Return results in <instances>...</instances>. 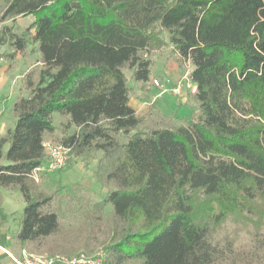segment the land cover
Segmentation results:
<instances>
[{"label":"trees","instance_id":"16d2710c","mask_svg":"<svg viewBox=\"0 0 264 264\" xmlns=\"http://www.w3.org/2000/svg\"><path fill=\"white\" fill-rule=\"evenodd\" d=\"M6 20L0 47L12 50L0 59L33 45L41 64L24 74L14 125L0 137V187H17L25 201L20 242L39 247L60 229L49 209L57 189L31 176L58 130L53 141L71 158L96 159L106 189L84 222L109 225L102 264H264V234L248 261L214 240L227 216L264 210V0H0ZM168 44L191 65L198 113L147 127L150 112L129 104L124 68L147 82L149 54ZM54 113L66 116L60 129Z\"/></svg>","mask_w":264,"mask_h":264},{"label":"rangeland","instance_id":"374dc122","mask_svg":"<svg viewBox=\"0 0 264 264\" xmlns=\"http://www.w3.org/2000/svg\"><path fill=\"white\" fill-rule=\"evenodd\" d=\"M32 15H27L16 19L14 22V32L20 33L24 31L25 27L33 20ZM11 21L6 20L0 24L9 25ZM12 50L10 45H3L0 47V52L8 53ZM169 51V56L172 57L173 51ZM152 69L161 68L160 60L155 58V55H152ZM155 62L153 63V61ZM39 54L36 51V47L30 45L24 55L20 59V63L17 65L11 60H1L0 67L3 65L7 66V70L10 68L15 69L16 66H19L17 72L24 73L26 71L31 72L36 76L41 65L38 63ZM178 66L181 68V74L186 70V68H191V65H187V62H180L178 58L176 59ZM151 69V68H150ZM159 70V69H158ZM155 71V70H154ZM124 73L127 76L128 84H132L133 80L131 77V70L124 68ZM14 80L12 87L14 90L17 89V86L21 83V78L11 76ZM8 91H0V103L7 102ZM166 98H170L172 104L175 107H178L175 102V97H171V94L166 93L164 95ZM190 109L183 108L179 113L180 116L184 113H190ZM0 115H5L7 122L11 121L12 115L10 112L6 113L3 110ZM189 115V114H188ZM197 114H193L196 116ZM151 119V118H149ZM54 123L58 129L62 128L63 124L66 122L64 116L58 114L54 115ZM154 120L147 121V127L154 126H163V125H173L176 124L175 121H170L167 123L154 124ZM60 132L57 130L52 136H47L46 139L53 141L55 138L60 137ZM6 150V147L3 148ZM99 156V152L96 153V157ZM79 158H71L69 164L53 172L54 180L57 179L63 186L59 184H49L44 187L47 191H53L57 189L58 197L54 199L49 209L55 210L59 213L60 216V229L58 233L48 237L41 246L36 247L38 249L37 254H62L66 256H78L85 255L92 257L96 255L97 252L104 250L109 236V225L104 223L100 229L90 231L85 227L84 222L86 219L87 211L90 208V202L101 199L103 195L100 193L101 185L96 181L94 177V170L96 165V159L90 160L86 166L80 164ZM78 161V162H76ZM82 162V161H81ZM95 162V163H94ZM6 163V161H4ZM44 172L40 177V184L42 186V179L46 178ZM87 182L91 184L92 190L95 193H91L84 188L79 187L78 183ZM103 188V187H102ZM103 192L106 191L105 188L102 189ZM260 205L264 207V202L261 201ZM109 207L106 208V213L109 211ZM264 228V210L256 213L245 212L242 216L229 215L224 218L223 222L215 230L214 240L223 248H230L231 252L234 253L237 258L243 259V261L250 260V253H254L255 246L257 245L254 240L258 238L259 235L263 233ZM105 251V250H104ZM261 252V251H260ZM228 253H230L228 251ZM256 255L257 252H256ZM229 260L232 258V255H228ZM228 264H232L230 261ZM253 263V262H252ZM226 264V263H224Z\"/></svg>","mask_w":264,"mask_h":264},{"label":"crops","instance_id":"0c3cea01","mask_svg":"<svg viewBox=\"0 0 264 264\" xmlns=\"http://www.w3.org/2000/svg\"><path fill=\"white\" fill-rule=\"evenodd\" d=\"M169 49L172 50V46L168 44L162 49L152 51L149 54L151 60H153L152 55H155V58L160 60L161 68L154 69V71L151 67L149 80L147 82L136 83L133 81L132 84H129L131 87L129 95L130 106L135 110L137 115H144L150 112V116L147 121L155 119L153 122L154 124H159L158 122L167 123L170 121H175L176 124H180L185 118L192 117L194 113H198L197 102L191 94L186 92L182 96L178 97L170 92H165L158 95L160 93V89L152 84L153 79H157L161 83L173 84L181 75V68L178 66L176 61L178 55L172 50L173 55L170 57L168 51ZM21 57L22 54H17L11 61L18 65ZM1 60L4 59H0V61ZM154 62L155 60L153 63ZM0 65H2L1 62ZM187 65L190 66V63L187 62ZM18 69L19 66H16L15 69H12L11 67L9 71L7 70L6 65L0 67V91H8L7 102L0 103V113L5 110L6 113L10 112L12 115V119L11 121L9 120V123L7 122L8 120H6L5 115H0V137H3L6 134L7 129L12 128L14 125L15 117L12 113V106L14 100L21 91L22 80L20 85L17 86V89L14 90V86L12 87L14 80L11 76L22 79L24 74L27 72L20 73L16 71ZM166 93L171 94V97L173 98L175 97V102L178 107H175V105L172 104L170 98H166L164 96ZM185 107L190 109V113H184V115L180 116L179 113ZM55 114L57 113L53 114V119ZM7 146L8 144H5L4 147L7 148ZM79 162L83 166V162ZM3 163V161L0 162V164ZM53 172L54 171L45 172L46 178L42 179V187L44 188L49 184H59L60 186L65 187L57 181V179L54 180L52 178V176H54ZM77 185L91 193H95L91 188V184L87 182L78 183ZM102 189L103 188L101 187L100 193L104 196L106 191L103 192ZM24 206L25 201L17 187H0V264H15L13 258H21L23 252H38L34 243H22L17 238V233L20 227V216Z\"/></svg>","mask_w":264,"mask_h":264},{"label":"built area","instance_id":"2783aa9c","mask_svg":"<svg viewBox=\"0 0 264 264\" xmlns=\"http://www.w3.org/2000/svg\"><path fill=\"white\" fill-rule=\"evenodd\" d=\"M189 68L180 75L173 84L161 83L157 79L152 84L160 89V94L170 92L175 96H182L184 93L194 94L196 85L189 78ZM44 160L31 173L32 178L39 182L41 175L47 171L60 170L66 167L71 159L70 147L61 142H54L45 139L43 142ZM105 251L101 250L92 257L85 255L66 256L62 254L46 255L23 252L21 258H13L15 264H102Z\"/></svg>","mask_w":264,"mask_h":264}]
</instances>
